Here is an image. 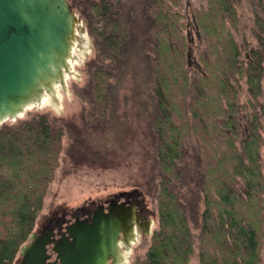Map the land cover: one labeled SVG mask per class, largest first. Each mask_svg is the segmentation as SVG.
<instances>
[{
	"label": "trees",
	"instance_id": "16d2710c",
	"mask_svg": "<svg viewBox=\"0 0 264 264\" xmlns=\"http://www.w3.org/2000/svg\"><path fill=\"white\" fill-rule=\"evenodd\" d=\"M140 1L150 41V53L142 50L152 76L149 127L159 169L158 225L145 257L132 264H189L196 244L192 221L200 227V264H260L264 17L253 10L256 45L244 52L233 33L240 22L236 0H209L206 8H195L197 60L192 54L196 41L184 33L181 0ZM122 4H94L100 24L92 31L97 57L88 63V85L77 89L90 105L81 116L83 126L49 112H29L0 126V264H14L29 241L60 166L66 136V154L75 166L95 155L93 145L98 143L89 129L110 115L114 69L124 61L128 44L135 42L128 26L131 7L122 10ZM241 79L249 96L246 127L240 122ZM190 138L196 142L191 172L186 148Z\"/></svg>",
	"mask_w": 264,
	"mask_h": 264
},
{
	"label": "rangeland",
	"instance_id": "374dc122",
	"mask_svg": "<svg viewBox=\"0 0 264 264\" xmlns=\"http://www.w3.org/2000/svg\"><path fill=\"white\" fill-rule=\"evenodd\" d=\"M74 7L81 25L84 26L88 47L84 53L83 45L78 43L75 49L78 53V61L73 62L75 74L70 76L66 85L58 86V95L51 97L50 101L40 106L27 110L24 118L29 112H49L53 117L64 119L75 127L81 128L83 121L81 116L90 110V105L78 94L81 89L89 83L88 63L97 57L95 47L96 26H100L95 17V2L98 0H69ZM123 4L118 7L122 10L128 8L129 31L135 42L128 44L124 61L114 69L112 79V109L108 118L101 121L95 128H90L92 139L98 143L93 145L95 155H91V161L80 166H75L67 157L69 147L68 136L64 139V153L61 155L60 166L56 171L55 180L51 184L46 195L44 205L40 211L34 231H38L56 213L64 209H75L81 207L87 201L98 200L112 193L138 189L142 192L145 203L153 215L151 232L146 236L139 237L126 254L124 264H132L136 259L145 257L150 246L153 232L158 225L157 196H158V165L156 163V148L154 137L149 127V113L152 111L151 85L152 76L147 68V57L144 56L142 48L150 53V41L146 40L147 22L141 14L142 6L140 0H121ZM209 0H181V12L185 19L186 27L184 33L195 39L193 58H197L198 30L193 21L192 11L195 8L207 7ZM239 15L238 30H233L235 38L242 50L256 45L253 35L254 17L253 10H258L264 17V0H236ZM219 32V31H218ZM77 33L82 34L77 28ZM217 32L212 34V41H216ZM201 50L204 53L206 44L200 40ZM143 53V54H142ZM193 65L197 63L193 60ZM213 83V82H211ZM239 103L241 106L240 122L243 127L248 125L247 104L249 96L247 93L246 80H240ZM76 85V86H75ZM216 87V85H215ZM264 106V80L263 95L260 98ZM57 102L59 106L57 107ZM178 113L181 108L177 107ZM262 135L264 138V117L262 119ZM97 148V149H96ZM187 159L189 172L193 170L194 156L196 153V142L193 138L186 141ZM262 166L264 172V143L261 149ZM193 174V173H192ZM191 227L195 235V252L189 264H200L199 243L200 227L194 221ZM19 255L17 256V260ZM17 260L14 264H16ZM264 264V239L261 251V262Z\"/></svg>",
	"mask_w": 264,
	"mask_h": 264
},
{
	"label": "water",
	"instance_id": "95a60500",
	"mask_svg": "<svg viewBox=\"0 0 264 264\" xmlns=\"http://www.w3.org/2000/svg\"><path fill=\"white\" fill-rule=\"evenodd\" d=\"M77 23L69 0H0V126L23 117L46 92L66 85L73 41L88 43L83 25L82 34L76 32ZM118 218L70 229L73 242L53 248L59 264H105L110 238L122 226ZM50 241L49 234L33 231L16 264H57L49 261Z\"/></svg>",
	"mask_w": 264,
	"mask_h": 264
},
{
	"label": "flooded vegetation",
	"instance_id": "af4514ba",
	"mask_svg": "<svg viewBox=\"0 0 264 264\" xmlns=\"http://www.w3.org/2000/svg\"><path fill=\"white\" fill-rule=\"evenodd\" d=\"M154 213L148 209L142 192L138 189L109 194L98 200L87 201L81 207L64 209L49 219L36 233L39 236L49 234L51 241L47 252L51 262L60 259L54 247L68 240L73 242L70 229L75 226H95L96 221L102 223L119 216L122 226L118 235L111 236V248L106 253L105 264H124L126 254L139 237L148 234L152 228ZM114 235V234H113Z\"/></svg>",
	"mask_w": 264,
	"mask_h": 264
},
{
	"label": "bare ground",
	"instance_id": "6f19581e",
	"mask_svg": "<svg viewBox=\"0 0 264 264\" xmlns=\"http://www.w3.org/2000/svg\"><path fill=\"white\" fill-rule=\"evenodd\" d=\"M80 25H81V23H77L76 24V28H79ZM76 32H77V29H76ZM78 47H79L78 43L76 41H73L72 46H71L70 56H69V59H68L69 71L65 73V80L66 81H67V79L70 76L75 74V71H74V68H73V62L74 61H78V53H76V51H75V49H77ZM87 47H88V43L83 45V47H80L82 53H84L86 51ZM56 95H58V97L61 98L60 95H59V92H58V86L55 87L54 91L46 92L43 96L38 98L37 101L32 102L30 108H33V107H36V106H40V105L44 104L45 102L50 101V98L52 96L53 97L55 96V98H56ZM58 106H59V102H57V107Z\"/></svg>",
	"mask_w": 264,
	"mask_h": 264
}]
</instances>
